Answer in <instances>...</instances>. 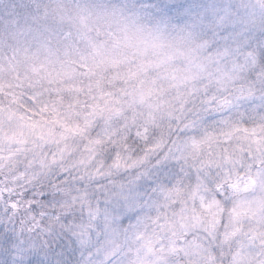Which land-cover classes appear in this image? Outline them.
Returning a JSON list of instances; mask_svg holds the SVG:
<instances>
[{
  "label": "clouds",
  "instance_id": "obj_1",
  "mask_svg": "<svg viewBox=\"0 0 264 264\" xmlns=\"http://www.w3.org/2000/svg\"><path fill=\"white\" fill-rule=\"evenodd\" d=\"M0 264H264V0H0Z\"/></svg>",
  "mask_w": 264,
  "mask_h": 264
}]
</instances>
